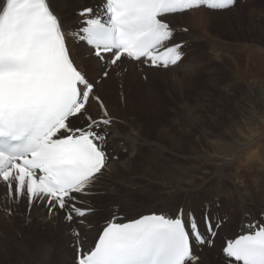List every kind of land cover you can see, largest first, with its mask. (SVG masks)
<instances>
[{"label": "snow or ice", "instance_id": "6c2138e0", "mask_svg": "<svg viewBox=\"0 0 264 264\" xmlns=\"http://www.w3.org/2000/svg\"><path fill=\"white\" fill-rule=\"evenodd\" d=\"M64 3L0 0L3 211L11 216L12 204L25 203L29 213L41 208L49 220L62 218L73 233L75 264H201L194 246L213 247L225 223L223 217L214 221L211 202L199 217L178 202L167 209L130 208L126 196L107 215L96 207L93 198L111 179L113 164L170 172L142 120L131 124L133 147L125 146L129 122L112 111L104 89L132 72L148 81L149 72L176 79V70H190L184 63L190 42L180 38L190 29L174 18L229 11L237 0H95L74 9L72 20ZM219 87L228 92L227 85ZM229 136L199 132L196 138L218 145L230 143ZM117 137L119 145L113 143ZM138 142L153 150L141 153ZM201 147L195 159L204 162L200 167L218 160L216 176L239 159L235 152L219 155ZM221 253L225 264H264V211L226 239Z\"/></svg>", "mask_w": 264, "mask_h": 264}, {"label": "rangeland", "instance_id": "374dc122", "mask_svg": "<svg viewBox=\"0 0 264 264\" xmlns=\"http://www.w3.org/2000/svg\"><path fill=\"white\" fill-rule=\"evenodd\" d=\"M88 1L89 0H86L83 3L78 0H65L66 6L68 5L66 9V13H69L68 15L66 14L68 18H74V9L85 3L90 4ZM238 8L241 10L238 11ZM222 13L228 14L227 19H229L232 26L223 30L217 24H212V31L211 29L209 31L213 33V36H211L212 38H210V40L209 37L196 42L192 41L194 39H186L190 43L186 49L188 56L184 63L185 65L193 66L192 73H189V75L185 70H176V79H172L171 76L166 74L160 77L148 74V81H144L140 78L139 73L134 72L124 76L121 80L119 79L116 85H114L116 79L111 80L113 84L108 87L109 92L105 89L104 95L107 97L108 102L114 104L116 110L118 109L119 111L118 113L115 112V114L122 118H129V115H133L146 122V136L151 141L157 142L154 144L160 145L164 150L167 149L166 147L169 145V136L170 134L173 135V133L176 135L183 133L182 137L185 138L186 142L190 140L188 143L199 147L198 140L195 139L199 132L205 130V132L208 133L207 130L209 129L220 131L223 129L221 125H228L231 119H252L251 123L253 122V125H255L254 122L259 119L254 113V110L250 109L248 105L250 97L247 96L249 95L247 89L253 87L254 83L257 87L260 86L264 88V83L261 79V77L264 76V0H237L234 9ZM175 19H177V17H175ZM237 22H239V25ZM182 25L183 24L178 26L186 27V24ZM196 34L197 37H199L200 33L198 34L197 32ZM214 52L218 55L212 56ZM235 66L241 70V74L239 72L237 76L235 73L239 70ZM259 77L261 81H258ZM256 78L257 80H254ZM220 85L231 86V88L225 93L219 87ZM121 90L125 98H129L131 109L124 108V110L121 111V106L116 103L115 96L118 92H121ZM189 110H191V113H189ZM193 115L195 118H193ZM196 117H199V120H197ZM261 118L264 120V116ZM212 120L218 122L217 125H214ZM259 124L257 125V133H260L259 136H264V128H262L264 127V121L261 125ZM180 128H182V131L178 132ZM198 128H201V130ZM200 141L202 142H199L201 146L202 144L207 145L208 142L206 141L209 140L201 139ZM186 142H183V144L186 145ZM261 143H264L263 138H260L258 143L252 147L253 150H257V148L261 147ZM186 146H189V144ZM131 148L132 147H130V149ZM116 150L121 157H124L122 150ZM150 150H152L151 146L144 144L139 151L141 153H147ZM186 150V148L182 147L181 152L190 154V151ZM246 150H244V159L239 158L235 162L229 164L226 169V176L221 177L214 175L213 179L210 181V183H213L221 179L222 182L227 184L229 195L232 201H235L237 215L241 214L240 207L242 208V206H248V212L257 208L256 201L258 200V202H261L263 200L261 197L259 198L258 193L264 194V176L261 172V170H264V155L259 156L253 154L251 150ZM256 153L260 152L256 151ZM158 159L162 164H166L164 166L165 168H173L172 162L169 161L166 156L163 158L158 156ZM188 159L189 161L185 164L186 166L201 164L193 157H188ZM213 164L215 163L209 166L212 170L214 169ZM236 167H239V169L243 167L246 171L253 173L252 177L232 175V170ZM130 172L133 174L131 175L132 177L128 175L125 176L129 171H123V173H117L118 175L115 174L114 178H111L110 181L105 182L107 183V187L105 183L101 185L100 192L93 199L96 201V207L101 211L102 215L108 214V210L114 207L115 202L119 201L121 194L122 196L129 197L128 206L130 208L135 205L136 208L142 209V206L143 208L144 206L148 208L147 205L150 204L148 194L155 191L154 188L156 187V183H154L156 181L154 179L159 181L166 180V182L170 181L166 179L167 173L161 169L145 171L143 167L134 164L130 168ZM149 172L155 174L151 175ZM171 172L170 170L168 174ZM120 174L122 176H120ZM142 176L151 177L154 180L149 190L145 187L148 182L144 180ZM124 177L125 179H123ZM243 181L251 185L250 194L247 196H240L236 189L239 183ZM114 185H116V187ZM102 187L104 188L101 189ZM122 189L125 190L123 191ZM0 195L1 206L4 194ZM141 198H143L142 201H140ZM241 198L244 201L241 202ZM146 201L148 202L146 203ZM140 204L142 205L140 206ZM150 205L149 208L152 207V205ZM212 208L214 211L221 209L220 206L217 207V205ZM201 212L202 211L199 210L197 217L200 216ZM234 217L236 219L238 218L235 213ZM13 219L16 220V234L9 228H0V264H13L16 255L15 250H17L16 246L18 244H22L24 248L20 251V254H22L20 256L21 261L18 260L16 264H38V262L40 264H58L56 252H59L60 249L58 247L60 245L61 247L65 245L69 251L70 257L64 264H75L74 237L70 228L66 231L69 235L68 242L64 243L63 240L60 241L57 234H50V230H44V232H42L43 230L38 226L33 225L34 227L30 229L27 228L20 232V219L16 217ZM62 231L65 233V230L62 229ZM225 232L228 233L224 230V233ZM53 236L54 238H52ZM39 254L41 255L40 257ZM43 256L46 258L42 260L41 257Z\"/></svg>", "mask_w": 264, "mask_h": 264}, {"label": "bare ground", "instance_id": "6f19581e", "mask_svg": "<svg viewBox=\"0 0 264 264\" xmlns=\"http://www.w3.org/2000/svg\"><path fill=\"white\" fill-rule=\"evenodd\" d=\"M78 1L84 3L86 0H78ZM88 2L94 3L95 0H89ZM64 7H65V9H67L68 5L66 6V3H64ZM235 7H233L232 9H234ZM237 10L239 11L241 9L238 8ZM66 14L68 15L69 13H66ZM227 17H228L227 13L223 14L222 12L201 11V12L191 14L190 16H177V19L174 18V22L180 26H181V24H183V25L186 24V27H189V29H190L189 33L181 34V37H180L181 39H191V40L194 39L192 41L196 42L199 40L201 41L204 38L209 37V40H210V38H212L211 37V36H213V33L211 32L212 31V28H211L212 24H217L223 30L232 26V24H230V21H229V19H227ZM69 19L72 20L74 18L70 17ZM237 24L239 25V22H237ZM210 29H211V31H209ZM197 32H198V34L200 33L199 37H197V34H196ZM218 41H220V40H218ZM214 55L217 56L218 54L216 55V52H214V54L212 56H214ZM192 70H193V66L191 67L190 70H187L186 73L189 75V73H192ZM239 72L241 74V70H239L236 73L234 72V73L237 76L239 74ZM132 73H134V72H132ZM149 74L151 75V72H149ZM238 78H239V76H238ZM114 79H116L114 85L117 84L119 79L121 80V78H113L112 80H114ZM261 79L263 80V83H264V76H262ZM261 79L259 77L258 81H261ZM254 80H257V78ZM211 83H212V81H211ZM111 84H113V82H111V80L106 84L105 89L107 92H109L108 87ZM260 85H261V83H260ZM253 87H249L247 89V92L249 94L247 96L250 97V100L248 101V105H249L250 109L254 110V113L259 118L258 119L259 121L258 120L255 121L254 122L255 125H253L252 124L253 122L251 123L252 119H242V118L231 119L230 118L231 120H230L229 124L224 125L226 127H224L222 130H220V131H213L212 129L207 130L210 135H217V134H221L222 132H226V133L230 134V136L228 138L230 141L229 144L226 143V144L213 145L210 142V140L208 139L209 141H206V142H208L206 146H207V148H209V151L218 150L219 155H224L227 152H229V153L235 152L239 155V158H242V159H244V157H245L244 150H246V149L248 151L251 150L253 154H257L259 156L264 155V143H261V145H260L261 147L257 148V150H253V148H252L256 143H258L260 138L264 139L263 135L259 136L260 133L259 132L257 133V130H258L257 125L259 123L262 124L264 121V120H262L263 118H261L262 116H264V88H261L260 86L257 87L255 83L253 84ZM230 88H231V86H228V90ZM105 89H104V92H105ZM120 93L121 92H118V94L115 96L116 97L115 101H116V103H118L119 106H121V111H123L124 108H126V109L130 108L131 103L129 102V98H125V95H124V100L122 101L121 97H120ZM131 98H132V95H131ZM143 101H145V100H143ZM141 103H142V101H141ZM109 107L112 109V111L114 113L119 112L118 109L116 110L114 104L109 103ZM114 109H115V111H114ZM193 118H195L194 115H193ZM125 119L129 122V127L125 128L123 130L124 131L123 141L125 142V146L130 148V147H133V145L130 141V137H129V134L133 131L131 124L136 123L137 121H141V119H139L133 115H129V118H125ZM247 120H249V121H247ZM212 122L214 123V125H217V123H218L215 120H212ZM256 123H257V125H256ZM144 124H145V128H147L146 122H144ZM261 124H259V125H261ZM145 128H144V134L146 135ZM262 128H264V127H262ZM199 130H201V128ZM180 131H182V128L178 129V132H180ZM202 132H205V130ZM182 134L183 133L178 134V135H176L174 133H173V135L171 134L169 136V143H168L169 145H168V147H166L167 149H165V150L162 149V147L160 145L154 144L155 145L154 150L156 151L157 155L160 156L161 158L166 156V158L172 162L173 168L172 167L168 168L169 170L172 171L170 174L167 173L166 179H169L170 180L169 182L168 181L166 182V180L159 181L157 179H154L156 181V182H154V180L151 177L142 176V178H144V180H147V182H148L145 185V187L148 190L151 188V183H153V182L156 183L155 184L156 187L154 188L155 191L150 192L149 193L150 195L148 194V197H149L148 199H149L150 204L152 205V207H151L152 209H156V208L167 209L168 207H170L174 203L178 202V203L184 204L186 207L194 210L197 216H198L199 210H201V211L204 210L202 205H204L205 202H211L212 207H215L217 205V200H218L220 202L219 206L221 209L214 211V209L211 207V215H212L214 221L220 219L221 217L225 218V223L222 226V228L219 230L218 235L215 238V243H214L213 247L195 245L194 246V252H195V254L200 256L201 264H225L224 257L221 253V250H220V248L223 245L222 243H224V241L226 239L231 238L232 236L241 232L244 229V227L246 226V224L250 220H252V218L257 217L258 213H260L261 211H264V194L258 193L259 198L261 197L263 200L261 202H258V200L256 201L257 202V208L248 212L249 207L248 206H242V208L240 207V213L241 214L237 215L236 214L235 201L233 202L230 195H229V191L227 189V184L225 182H222L221 179L219 181H215L213 183H210L211 179H213L214 174L217 171V168L219 166V161L217 160V162L215 164H213L214 165L213 170L209 168L210 164H212V163L206 164L204 167H200V165L204 164V162L199 161V160L198 161L201 163L200 165L186 166L185 164L189 161L188 157L195 158L196 155L198 153L202 152L204 149L200 146V143H199V142H201L200 140H198L199 147L197 145H191V143H188V141H190V140H188L186 142L185 138L182 137ZM195 139H197V138H195ZM183 142H186L185 144L186 145L189 144V146L184 145ZM191 142H193V141H191ZM194 142H196V141H194ZM113 143L115 145H119L121 143V138L117 137L113 141ZM154 143H157V142H154ZM144 144L145 143L138 142L135 146L138 150H140ZM150 146H151V149L153 150V145H150ZM182 147L189 150L190 154H186L187 152L186 153L181 152ZM117 149L122 150L119 147H117ZM169 151L174 152L175 154L169 155L168 154ZM256 151H258L260 153H256ZM121 158L123 159L125 157H121ZM168 163H170V162H168ZM240 163L242 164L241 161H240ZM229 164L224 168V176H226V174H227L226 169L229 166ZM163 165L165 166L166 164L163 163ZM123 171H125V172L129 171V173L125 174V176L126 175H128V176L133 175L130 172V169H122L119 166V164H113V175L111 178H114L115 174L118 175L117 173H120V172L123 173ZM261 172L264 176V170H261ZM150 174L154 175L155 173L154 174L150 173ZM231 174L234 176H244V177H252V175H253V173L246 171V169H244L243 167H241L240 169H239V167L234 168L232 170ZM120 176H122V175L120 174ZM180 177H191L193 182L192 183H183L180 181V179H179ZM123 179H125V177ZM136 183H137V181H136ZM106 184L107 183H105V186H106ZM253 184H254V182H253ZM114 186L116 187V185H114ZM139 186H141V185H139ZM177 187H179V189H183V190H177ZM103 188L104 187H102L101 189H103ZM250 188H251V185L247 184L246 181H243V182L239 183V186L236 189H237V192L240 196H247L250 194ZM134 190H136V189H134ZM111 191H113V190H111ZM115 192H117V191H115ZM131 192H133V191H131ZM0 194H4L2 186H0ZM121 196H122V194H121ZM2 198L4 201V197H2ZM130 198H132V197H130ZM142 199L143 198H141L140 201H142ZM128 200L129 199H127L126 203L129 205ZM242 201H244V200L241 198V202ZM147 202L148 201H146V203ZM136 203H138V202H136ZM141 205L142 204H140V206ZM149 205H147L148 208H149ZM11 207L14 209V214L11 216H7L5 214V212L3 211V202H2V205L0 206V221H1L0 222V224H1L0 228H6V229L9 228L13 233L16 234V232H17L16 231V225H15L16 220L13 219L14 217H16L17 219H20V221H21L20 222V228H19L20 232H22V230H26L27 228L30 229L34 226H38L41 230H43L42 232H44V230H50L49 231L50 234H57L60 241L63 240L64 243L68 242L67 240L69 239V237H68L69 235L67 234L68 232H66V231L69 229V225L66 222H64L62 218L57 217V218H54L52 220H49L46 210L41 209V208H33L31 210V212L29 213L25 203H20L19 205H17V204L11 205ZM144 208H145V206H144ZM142 209H143V206H142ZM234 213L238 217L237 219L234 217ZM22 221H24V222H22ZM62 229L65 230V233L62 231ZM224 230L227 231L228 233H226V232L224 233ZM15 234H13V235H15ZM45 234H47V233H45ZM52 238H54V236ZM59 239H57V240H59ZM89 239H91V234H89ZM16 247H17V250H15L16 255L14 258L15 262L13 261V264H16L18 262V260L21 261L20 256L22 254H20V251L23 250V248H24V246L22 244H18ZM58 248L60 249L59 252H56L58 264H61V262H62V264H64L65 261L68 260V258L70 257L69 251L67 250L65 245H64V247L63 246L61 247V245H60ZM24 251H23V253H24ZM40 256L41 255L39 254V257ZM45 258H46L45 256L41 257L42 260ZM74 261H75V250H74ZM38 264H40V263L38 262Z\"/></svg>", "mask_w": 264, "mask_h": 264}]
</instances>
